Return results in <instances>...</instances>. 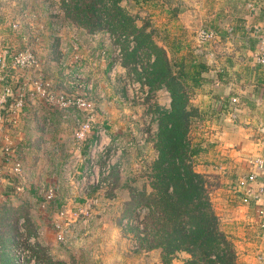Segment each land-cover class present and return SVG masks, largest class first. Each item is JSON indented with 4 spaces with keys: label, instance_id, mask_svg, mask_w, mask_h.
Here are the masks:
<instances>
[{
    "label": "rangeland",
    "instance_id": "1",
    "mask_svg": "<svg viewBox=\"0 0 264 264\" xmlns=\"http://www.w3.org/2000/svg\"><path fill=\"white\" fill-rule=\"evenodd\" d=\"M175 3V0H0V52L8 51L7 59L11 60L14 52L28 50L34 58L28 68L15 67L27 72L21 83L25 89L33 86L34 79L49 82L56 103L61 105L60 100H64L77 108V120L102 125L98 128L103 133H108V129L98 120L107 122L110 103L117 104L119 111L114 112L117 119L133 123L129 135L120 133L117 143L120 149L117 144L102 143L94 153L105 156L100 161L107 170L111 166H117V170L102 176L94 160L85 172L78 173L82 174L79 181L85 184L81 190L71 192V196L72 201L82 206L72 214L70 209L77 207L61 208L65 177L64 164L61 168L60 161L52 160V164L43 158L47 156L41 157L46 163L42 169L44 176L40 178L39 174L34 178L26 166L20 175H9L10 181L20 185V189L12 184L6 186V181L0 183V264H78L76 249L84 246L80 239L86 231L95 238L86 243L89 247L115 250L108 264H220L221 258L227 260L234 254L218 219V208L225 194L222 175L195 167V161L203 163L195 159L200 151L189 156L190 148L199 147L197 132H203L198 129L205 128L191 120L193 116L201 119L198 111L186 108L195 83L190 75L191 54L183 53L180 59L171 48L167 51L156 42L162 26L171 25ZM80 58L90 60L86 69L89 79L94 71L98 72L92 62L103 58L115 62L110 85L107 77L102 85L96 84L100 88L97 95L91 90L93 80L89 90L78 84L86 79L76 72ZM163 84L171 88V95L177 94L172 105L183 108L184 112L169 117L170 112L162 109L158 96L149 92L144 95L143 86ZM76 85L82 88L79 92ZM77 96L88 99L91 109H80L74 103ZM28 97L43 102L47 101L44 98H50L48 93L33 89L24 96ZM215 108L211 115L217 120L222 116L221 110ZM177 117L181 128L178 132L165 129L170 135L165 148L161 140L162 122L167 124L169 119L176 121ZM79 126L75 136L82 131L91 135V128ZM10 133L2 132L1 136ZM130 142H133L131 146L127 144ZM5 144L12 145L10 141ZM162 155L164 160L175 156L178 159L175 164L165 163L159 168ZM92 178L93 185L89 183ZM55 185L59 190L53 199L47 200L46 190ZM193 190L198 198L193 196ZM165 199L175 201L185 214L179 220L185 219L198 227L195 235H191L193 228L188 231L185 230L188 226L177 224V207H161ZM62 209L69 214L60 220ZM57 223L67 228L66 242L57 238ZM208 224L216 231L212 241L206 239ZM98 228L105 231L101 240L96 239ZM195 238L198 239L194 241Z\"/></svg>",
    "mask_w": 264,
    "mask_h": 264
},
{
    "label": "crops",
    "instance_id": "2",
    "mask_svg": "<svg viewBox=\"0 0 264 264\" xmlns=\"http://www.w3.org/2000/svg\"><path fill=\"white\" fill-rule=\"evenodd\" d=\"M175 1L171 25L162 26L158 31L159 37L156 42L167 48V51L171 48L173 55L179 56L180 59L183 53L191 54L190 75L193 79L197 78V81H194V91L186 108L197 110L201 119L195 118L196 116L190 119L195 120L196 125L205 126L198 129L203 133L197 132L199 138H196L200 153L195 159H200L203 163L195 161V167H205L222 175L225 194L222 199L223 204L218 208V219H220V229L232 245L235 263L264 264V228L261 227V220L258 218L259 211L264 205V193L251 198L246 203L241 201L240 194L230 193L236 178L253 170L250 159L264 158V66L257 64L255 60V53L261 39L264 38V0ZM201 30H209L213 36L203 39L199 35ZM89 62L90 60L86 58L77 61L76 72L86 77L78 84L88 89L90 80H93L95 83H92L91 90L97 95L99 86L106 77L110 85V74L115 62L105 58L98 62L91 61L98 70L92 73V79L86 76ZM7 64L6 69L0 68V86H2L0 96L6 84H11L14 88L23 87L21 84L24 81L23 76L27 74L26 71L15 68L12 60L7 59ZM66 76L64 74V79ZM81 89L76 85V92ZM168 89L164 84L154 87L143 86L144 95H148L149 92L158 96V102L162 109L167 110L166 112L172 110L173 100ZM107 92L110 94V90ZM234 97L238 100L234 104L238 108L236 118L225 112L226 108L221 110L219 102V99L223 98L227 107ZM47 98H44L46 102L33 97L26 98L17 125L7 134L11 132L9 135L11 143L34 178L38 174V178L44 176L42 169L46 162L42 160L43 158L45 161H60L61 168L64 164L65 180L61 187V190L64 187V203L61 208L77 207L70 209L72 214L82 206L75 203V200L72 201L71 196V192L77 188L81 190V185L85 184L79 181L82 174L78 173L85 172L91 162L95 163L94 160L97 161L102 176L107 171V167L101 162L105 156L94 154L91 158L90 145L94 141L110 143L112 146L117 144L120 133L129 135V128L133 123L117 119L114 115V112L119 111L116 109L117 104L110 103L108 108L111 115L108 113L107 122L98 120L106 126L108 133H101L98 127L102 125L91 121L89 130L91 135L86 132V136L81 140L75 136L76 127L83 122L76 119L79 110L68 103L62 108L58 102L56 103L55 98ZM215 107L221 110L222 116L217 120L212 119L215 117L211 115V112L216 110ZM125 111L128 112V108ZM153 124L155 125V122ZM62 156L63 158L59 159ZM11 165L12 163L0 159V169L4 176L9 178L6 180V186L12 184L16 188L18 185L10 181L9 177L12 174ZM112 169L117 170V166H111L109 174ZM70 174L73 177H69ZM256 174L257 179L252 184L253 190L264 185V170H256ZM89 183L93 185L94 178ZM5 195L8 196L7 193ZM64 213L69 214L65 210ZM64 216L59 219H65ZM87 233L88 231L81 233L80 240L84 246L76 249L77 263L108 264L113 255L111 252L115 250L112 248L97 250L89 247L86 243L95 238ZM96 234V239L101 240L105 231L98 228ZM147 253L149 252H146V255Z\"/></svg>",
    "mask_w": 264,
    "mask_h": 264
},
{
    "label": "built area",
    "instance_id": "3",
    "mask_svg": "<svg viewBox=\"0 0 264 264\" xmlns=\"http://www.w3.org/2000/svg\"><path fill=\"white\" fill-rule=\"evenodd\" d=\"M203 39H208L213 36V33L209 30H201L199 34ZM119 50V49H118ZM7 55L8 51H3L0 52V68H6L7 67ZM11 60H12V65L15 67H23V68H28L30 67L34 62L33 55L31 52L26 50V52L23 51H17L14 52L11 55ZM255 60L257 64L264 66V38L261 39L260 46L258 50L255 53ZM3 79V78H2ZM33 86L30 89H33V91L36 92H43L44 94L48 93L50 98H55L53 94H51V88H50V83L42 80L40 78L34 79L33 80ZM2 94L0 96V159L4 162L12 163L11 165V172L12 175L17 176L20 175L24 169V164L18 156V151L16 148L11 145V144H5L6 142L10 141L11 139L9 138L8 135H4L3 137L1 136V133H8L9 130H12L14 126L17 125L18 120H19V114L25 104L26 98L24 96L29 93L28 89H25V86L19 87V88H14L11 84H6L3 87ZM32 95H35V92H31ZM10 100V105L8 108H6V103ZM59 101V98H58ZM237 98L234 97L231 99V104L227 105L225 100L223 98L219 99L220 102V109L225 110L231 117L236 118L237 117V110L238 108L234 105L237 102ZM61 105H66L67 102L64 103V100H60ZM74 103L77 104V106L82 109V110H89L91 109V102L84 98L83 96H77L74 99ZM6 112H5V111ZM90 121H83L81 122V127L82 128H89L90 129ZM101 133L102 130H101ZM86 133L81 132L79 133V138L80 137H85ZM119 142V141H118ZM129 146H131V142L127 143ZM102 145L101 141H94L90 147V156L94 155V153L100 148ZM118 145V144H117ZM119 148V145L117 147ZM93 164V162H91ZM250 164L253 166V170L246 175L238 176L236 180L233 183V186L231 188V191L237 195L240 194V199L242 202L246 203L249 202L251 198L253 197H258L259 195L264 193V185H262L259 189L253 190L252 184L253 182L256 181L257 179V174L256 170H264V158L263 157H256L250 159ZM110 168V167H109ZM107 174H109V169L106 171ZM9 178H6L4 176V173L2 169H0V183L6 181ZM17 189H20V185L16 186ZM59 190V186L55 185L49 190H46L45 192V197L47 200L53 199L56 191ZM82 211V210H81ZM60 215L64 216V210H61ZM261 220V227L264 228V205L259 211V217ZM87 220L85 221V223ZM66 225V224H64ZM57 238L60 242H66L67 241V228H64L63 225L57 223ZM69 227V226H67Z\"/></svg>",
    "mask_w": 264,
    "mask_h": 264
},
{
    "label": "trees",
    "instance_id": "4",
    "mask_svg": "<svg viewBox=\"0 0 264 264\" xmlns=\"http://www.w3.org/2000/svg\"><path fill=\"white\" fill-rule=\"evenodd\" d=\"M7 66H8V64H7ZM7 68V67H6ZM6 68H4V69H6ZM194 81H197V78H195L194 77ZM170 88V87H169ZM171 89V88H170ZM177 98V94H175V93H173L172 92V101H174L175 99ZM9 105H10V100H8V102L6 103V108H8L9 107ZM5 111V110H4ZM6 112V111H5ZM181 112H184V109L183 108H178V107H176L174 104L172 105V110L170 111V113H168L167 115L170 117V116H175L176 114L177 115H179ZM188 114H191V113H188ZM166 115V116H167ZM188 117H187V121H188ZM169 122H167V124H164L163 122H162V126H163V129H162V133H161V140H162V146L164 145L165 146V148H167V142H170L169 141V139H170V135H168V132L169 131H172V132H178L179 130H180V128H181V125H179L181 122H180V119H179V117H177V119H176V121H174L173 119H169L168 120ZM166 127H168V128H166ZM165 129H169V131H165ZM183 130V129H182ZM172 134H174V133H172ZM191 150V152L189 153V156H191V155H193V154H195V153H198L199 151H200V148L199 147H196L195 149L194 148H190ZM160 152H161V150H160ZM163 152H164V150H163ZM164 154V153H163ZM176 158L178 159V157L177 156H175V157H173L172 159H166V160H164V155H162L161 156V158H160V161H161V166L159 167V168H161V167H164V164L165 163H167V165H170V164H175L176 163ZM164 160V161H163ZM198 193L195 191V190H193V196L195 197V198H198L196 195H197ZM177 205V206H176ZM161 207H164L165 209H169V208H171V209H174L175 207H177V220L179 221V222H177V224L179 223V225H181V224H183V228H186V226H188V229H185V230H190L191 228H193L194 229V231H192L191 233V235L193 236V235H195V232L197 231V229H198V227L197 228H195V225H193L191 222L189 223V222H185V219H183V221H181V220H179L180 219V215L182 216V217H184V213H181L180 212V207H178V204H176V202L174 201V202H170V199H165L164 200V202H163V204L161 205ZM186 216H187V214H186ZM213 219L214 220H216L215 219V217H213ZM190 221V220H189ZM214 224H215V229H216V227H217V225H216V221H214ZM186 225V226H185ZM211 225L209 226V224L206 226V228H208V232L207 233H205L206 234V239L207 238H209V240L210 241H212V240H214V237L216 236V235H214V233L216 232V231H214V226H212L211 228ZM203 227H201V229H202ZM199 230H200V226H199ZM205 234H202V235H205ZM199 238V237H198ZM197 238V239H198ZM203 238V237H202ZM196 238L194 239V241L195 240H197ZM177 249H179V248H177ZM231 254V253H230ZM221 260H222V263H220V264H236L235 263V255L234 254H231V257L229 258V259H224V258H221Z\"/></svg>",
    "mask_w": 264,
    "mask_h": 264
}]
</instances>
